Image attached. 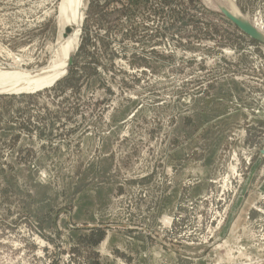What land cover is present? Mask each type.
I'll use <instances>...</instances> for the list:
<instances>
[{
	"label": "rangeland",
	"instance_id": "374dc122",
	"mask_svg": "<svg viewBox=\"0 0 264 264\" xmlns=\"http://www.w3.org/2000/svg\"><path fill=\"white\" fill-rule=\"evenodd\" d=\"M83 2L72 70L0 92V264H264V43L203 0ZM63 4L0 0V73L53 63Z\"/></svg>",
	"mask_w": 264,
	"mask_h": 264
},
{
	"label": "bare ground",
	"instance_id": "6f19581e",
	"mask_svg": "<svg viewBox=\"0 0 264 264\" xmlns=\"http://www.w3.org/2000/svg\"><path fill=\"white\" fill-rule=\"evenodd\" d=\"M63 3L64 4L62 6L60 14L62 23L59 31L60 39L57 46L58 52L55 55V59L52 60L53 63L45 70H38L37 73H31L22 68V70H19L17 68H8L7 71H2L0 75L5 74L7 75V77H10L11 80L7 83L0 84V89L11 90L15 92L36 90L37 88H41L48 84H51L52 81H54L65 72L69 53L78 44V36L80 33L79 22L80 20H83L82 16L85 4L83 0H63ZM75 9L78 11L81 10L82 18L76 15ZM69 26H72L73 30L68 36L64 37L65 28ZM60 55H63V59L61 61H59L61 57Z\"/></svg>",
	"mask_w": 264,
	"mask_h": 264
},
{
	"label": "water",
	"instance_id": "95a60500",
	"mask_svg": "<svg viewBox=\"0 0 264 264\" xmlns=\"http://www.w3.org/2000/svg\"><path fill=\"white\" fill-rule=\"evenodd\" d=\"M209 7H214L219 12L225 14L233 24L240 28L245 34L251 37L253 40H257L264 43V27L260 25L259 22L252 20L248 15L241 11V8L237 5L236 0H203ZM73 30L72 26L65 28L64 37L68 36ZM78 49L76 46L70 53L67 58V65L65 68V72L52 81V85L56 83L58 80L63 78L67 73L72 70L74 61L73 58ZM47 86V85H46ZM37 90V89H36ZM6 90L0 89V92H5ZM35 91V90H34Z\"/></svg>",
	"mask_w": 264,
	"mask_h": 264
}]
</instances>
